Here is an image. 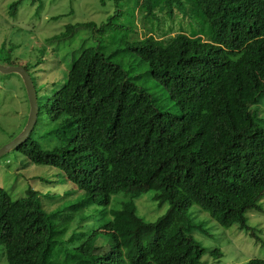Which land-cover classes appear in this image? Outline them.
<instances>
[{"label": "trees", "instance_id": "trees-1", "mask_svg": "<svg viewBox=\"0 0 264 264\" xmlns=\"http://www.w3.org/2000/svg\"><path fill=\"white\" fill-rule=\"evenodd\" d=\"M21 1L10 4L12 17ZM138 5L145 37L125 48L147 64L156 92L138 86L98 46L71 53L60 82L37 98L27 140L9 152L47 166L58 180L33 178L43 187L28 186L18 197L0 188V264L220 259L218 249L195 239L194 232L205 234L193 219L201 211L256 238L244 215L264 197V128L250 111L264 97V0ZM93 27L68 24L44 44ZM5 57L0 63L24 68L35 88L28 64ZM58 183L67 189H47ZM143 195L156 210H138ZM44 200L57 205L48 210ZM105 243L111 248L100 254Z\"/></svg>", "mask_w": 264, "mask_h": 264}, {"label": "rangeland", "instance_id": "rangeland-1", "mask_svg": "<svg viewBox=\"0 0 264 264\" xmlns=\"http://www.w3.org/2000/svg\"><path fill=\"white\" fill-rule=\"evenodd\" d=\"M14 1L16 0H0V47L2 44L7 46L6 51H0V58L7 56L16 60L19 65L28 64L38 100L45 96L53 84L60 82L63 75L60 67H65L71 53L78 55L89 46H98L102 54L121 66L138 86L147 88L151 93L156 92L146 74L149 71L147 64L125 48V44L133 42L135 37H145L140 22L141 14L137 13L141 0H35L33 4L32 0H22L12 17L9 7ZM109 18L110 24L107 23ZM85 22H92L95 27L80 29L66 41L44 44L47 38L62 32L66 25ZM129 22L135 24L136 31ZM172 34L175 35V32ZM37 63V66L34 65ZM28 111V101L21 79L16 74H0V148L22 132ZM250 111L264 128V97L252 105ZM261 158L264 167V153ZM52 171L47 166L26 162L16 153H9L0 157V188L11 196L18 197L28 186L34 189L43 187L41 182L34 181L33 178L52 182L58 180ZM58 184L47 189L50 192L57 188L61 192L67 189L64 183ZM148 198V195L140 198L138 210L157 209L155 202ZM64 201L65 199H60L56 203ZM56 203L47 201L45 204L50 210ZM258 205V208L247 211L244 217L259 242L245 230H239L238 225L221 227L205 212L201 211L200 217L193 218L205 231V234L194 232L195 239L207 251L213 248L221 253L220 259L216 260L207 253L201 264H246L252 259H264V197ZM166 207L167 205L158 211L162 214ZM110 248L108 243L102 244L99 253L105 254Z\"/></svg>", "mask_w": 264, "mask_h": 264}, {"label": "water", "instance_id": "water-1", "mask_svg": "<svg viewBox=\"0 0 264 264\" xmlns=\"http://www.w3.org/2000/svg\"><path fill=\"white\" fill-rule=\"evenodd\" d=\"M0 74H16L21 79L26 92L29 108L27 120L22 132L0 148V157H2L27 140L37 120L38 104L34 85L24 68L21 66L4 65L0 63Z\"/></svg>", "mask_w": 264, "mask_h": 264}]
</instances>
